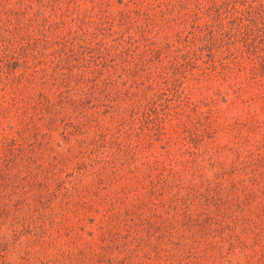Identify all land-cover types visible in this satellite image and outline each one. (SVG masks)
<instances>
[{
    "label": "rangeland",
    "instance_id": "1",
    "mask_svg": "<svg viewBox=\"0 0 264 264\" xmlns=\"http://www.w3.org/2000/svg\"><path fill=\"white\" fill-rule=\"evenodd\" d=\"M0 264H264V0H0Z\"/></svg>",
    "mask_w": 264,
    "mask_h": 264
}]
</instances>
